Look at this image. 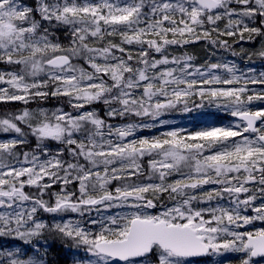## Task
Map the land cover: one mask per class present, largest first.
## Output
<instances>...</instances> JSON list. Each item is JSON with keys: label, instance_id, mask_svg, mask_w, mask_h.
I'll list each match as a JSON object with an SVG mask.
<instances>
[{"label": "snow or ice", "instance_id": "1", "mask_svg": "<svg viewBox=\"0 0 264 264\" xmlns=\"http://www.w3.org/2000/svg\"><path fill=\"white\" fill-rule=\"evenodd\" d=\"M201 41L264 61V0H0V104L23 105L0 115V238L33 249L0 244V264H49L45 236L72 264L264 261V71L169 52ZM50 99L69 110L28 107ZM205 105L232 119L162 118Z\"/></svg>", "mask_w": 264, "mask_h": 264}, {"label": "trees", "instance_id": "2", "mask_svg": "<svg viewBox=\"0 0 264 264\" xmlns=\"http://www.w3.org/2000/svg\"><path fill=\"white\" fill-rule=\"evenodd\" d=\"M27 2L32 3V0H27ZM205 45L212 47L211 45H208L206 43ZM192 56L196 58V55L192 54ZM253 60H259V59L253 58ZM249 67H253V66L249 65ZM253 68L257 69V71H264V62L261 65L255 66ZM46 104L48 105H59L60 104L65 108V110H69L66 102L61 103L53 99H50L47 102H43L39 104L31 103L28 105V107L32 108L34 106L46 105ZM95 105L98 106L99 108L98 111L103 116L105 113V106L101 103H97ZM261 106H264V105H261ZM22 107L23 105L20 104L19 102H12L10 104H0V115H3L7 112H14V113L18 112L19 110H21ZM201 109L202 108H200V110ZM166 115H171V117L176 118L178 120H181L180 117H182L184 121H191V122L194 121L193 122L194 124H199V125H196L195 127H201V126L211 125V124L228 123L232 119V117L225 112L204 114L203 111L196 112L195 110H193L189 113H185V112L182 113L181 109H177ZM132 119H135V118H132ZM199 119H203V120L198 121ZM111 121L121 123L124 121H132V120L126 119V120L121 121L118 118L116 120H111ZM24 130L28 131L26 127L24 128ZM29 141H30L29 147H33L35 145V139L30 136ZM48 144L51 145L52 147L54 146L53 144L59 145L57 142H54V141H50L48 142ZM68 215H74V214H68ZM42 218L48 221L55 219L54 216H51L48 214H42ZM0 244H3L5 246H22V247H25L29 251V253H31V251L33 250L32 245H24L22 241L12 240L8 238H0ZM44 244L48 245L47 259H48L49 264H72L73 256L76 253H75V250H69L70 244L68 242L61 241L58 238H55L54 236H45L44 238L41 239L40 243L37 244L36 246L40 247L41 245H44Z\"/></svg>", "mask_w": 264, "mask_h": 264}, {"label": "rangeland", "instance_id": "3", "mask_svg": "<svg viewBox=\"0 0 264 264\" xmlns=\"http://www.w3.org/2000/svg\"><path fill=\"white\" fill-rule=\"evenodd\" d=\"M260 43H261V38L258 37V38H256V40L254 42H242L240 44L235 45L234 51L240 52V49L244 48L248 52H251V51L258 49L260 46ZM214 51H215V55H211V53H213ZM169 52H171L174 55H180V54H183L185 52H187V54H189V55L194 54V55H196V58L194 57V62L197 65L203 64L206 61L217 62L218 59L223 58V59L235 61L236 64L241 69H245V68L249 67V65H252L253 67H255V66L261 65L264 62L262 60H251V61H249L247 59V55L232 56L230 53H226L224 51H216L212 47L205 45V42H203V41L195 43L193 45H190L186 48H172V49H169ZM156 58H160L159 54H156ZM3 68H4V66L0 65V69H3ZM60 106H62V105H60V104L59 105H48V104H46V105L34 106L30 109H37L39 107L52 109V108H56V107H60ZM92 107L96 108V110H99L98 106H96V105H93ZM190 107H192V106L190 105ZM194 110L196 112L203 111L204 114L224 112L222 109H217L214 106L209 107L207 105H205V107H203L201 110H200V108L194 109ZM182 113H183V111H182ZM187 113H189V112H187ZM162 118L170 121L171 124L169 126H171V127H181V128H192L193 127V128H195L196 125H199V124H194L193 123L194 121L193 122L184 121L182 117H180L181 120L173 118V117H171V115H165ZM201 120H203V119H199L198 121H201ZM109 122L113 123V124H120V123L115 122V121H109ZM128 122H132V121H124L121 123H128ZM202 125H204V124H202ZM160 130H163V129H160ZM156 131H157L156 129H152L150 131L149 130H143L142 132L139 133V135H152V134H155ZM11 135H13V134H2V133H0V139L10 138ZM29 140H30V137H29ZM53 145L54 146L52 147L51 145L48 144L49 149L52 151H56V150H58L59 147H61L60 145H57V144H53ZM54 190H57V189H54ZM159 211H161L160 208H159V210L154 211V212H159ZM248 214L251 215L250 212ZM55 219H59V217H55ZM259 224H262V223L257 222L254 225V227L258 228ZM243 230H254V228H253V226H248L246 229H243ZM225 254H227V253H225ZM226 256H229V255L227 254ZM240 258H241V256H240ZM214 259H217V257H214ZM236 261H238V259H236ZM259 264H264V261L259 262Z\"/></svg>", "mask_w": 264, "mask_h": 264}, {"label": "flooded vegetation", "instance_id": "4", "mask_svg": "<svg viewBox=\"0 0 264 264\" xmlns=\"http://www.w3.org/2000/svg\"><path fill=\"white\" fill-rule=\"evenodd\" d=\"M157 210H159V208L154 209L153 212ZM250 214L252 213L250 212ZM259 227H264V224H259L258 228ZM227 254L229 256H226ZM227 254L220 255L219 257L216 255H207L199 258L194 257V258H189V260H190V264H238L240 260V254L238 253H227ZM214 257H217V259H214ZM236 259H238V261H236Z\"/></svg>", "mask_w": 264, "mask_h": 264}, {"label": "water", "instance_id": "5", "mask_svg": "<svg viewBox=\"0 0 264 264\" xmlns=\"http://www.w3.org/2000/svg\"><path fill=\"white\" fill-rule=\"evenodd\" d=\"M201 257H204V256H201ZM194 258V257H193ZM197 258H199V257H197Z\"/></svg>", "mask_w": 264, "mask_h": 264}]
</instances>
